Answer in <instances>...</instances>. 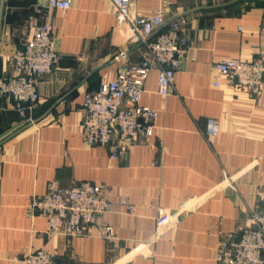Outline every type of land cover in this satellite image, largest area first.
<instances>
[{
  "label": "crops",
  "instance_id": "obj_1",
  "mask_svg": "<svg viewBox=\"0 0 264 264\" xmlns=\"http://www.w3.org/2000/svg\"><path fill=\"white\" fill-rule=\"evenodd\" d=\"M66 1L70 8L60 11L0 0V83L31 25L47 24L57 62L36 80L32 119L61 99L26 126L12 100L0 97V264H21L34 250L57 264H216L218 243L235 239L243 217L264 202V86L252 97L217 78L214 65L264 61V0H129L131 15L177 21L189 46L167 97L157 94L150 70L140 104L156 112L153 136L114 161L82 142V99L100 76L138 64L144 50H132L109 0ZM209 120L215 137L204 134ZM52 181L106 189L109 209L92 236H46L45 219L29 203Z\"/></svg>",
  "mask_w": 264,
  "mask_h": 264
},
{
  "label": "built area",
  "instance_id": "obj_2",
  "mask_svg": "<svg viewBox=\"0 0 264 264\" xmlns=\"http://www.w3.org/2000/svg\"><path fill=\"white\" fill-rule=\"evenodd\" d=\"M30 5L66 11V0H22ZM116 10L117 25L129 31L134 43L144 50L141 61L131 67L118 68L113 77L100 76L95 91L86 93L81 103L82 117L78 129L88 147L108 150L110 160L123 158L129 149L153 136L156 112L141 106L144 81L150 70H156V91L160 97L171 93L174 73L185 58L189 41L182 35L177 21L164 26L160 15L130 14L129 0H109ZM57 62L51 28L47 24L31 25L29 40L8 59L11 76L0 83V97L13 102V110L25 124L39 103L36 80L48 75ZM217 78L234 88L256 97L264 86V61L225 59L214 65ZM218 84L214 83V87ZM207 137L218 134V125L207 121ZM29 208L46 221L48 238L62 236L89 237L94 234L97 219L108 212L106 189L89 182L62 188L57 182L47 184L43 195H34ZM111 239V228H104ZM21 264H57L54 256L34 250L23 256ZM216 264H264V202L240 221L235 239L220 241L216 248Z\"/></svg>",
  "mask_w": 264,
  "mask_h": 264
},
{
  "label": "water",
  "instance_id": "obj_3",
  "mask_svg": "<svg viewBox=\"0 0 264 264\" xmlns=\"http://www.w3.org/2000/svg\"><path fill=\"white\" fill-rule=\"evenodd\" d=\"M140 47H141V44H137V45H135V46L133 47L132 50L138 49V48H140ZM109 64H110V63L105 64V65H103L102 67L98 68L97 70L92 71L91 73H89V74L86 76V78L83 79V81H82L80 84H83V83H84L87 79H89L93 74H95V73L98 72L99 70H102L103 68L107 67ZM60 101H61V99H59L58 101H56V102L51 106V108H50L48 111H46L42 116H40L39 118L33 120L31 123L27 124L26 126L35 125V124H37L38 122H40L42 119H44V118L48 115V113L52 110V108H54V106L57 105Z\"/></svg>",
  "mask_w": 264,
  "mask_h": 264
}]
</instances>
